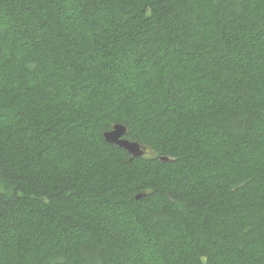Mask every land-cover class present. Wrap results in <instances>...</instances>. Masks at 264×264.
Instances as JSON below:
<instances>
[{"label": "trees", "instance_id": "obj_1", "mask_svg": "<svg viewBox=\"0 0 264 264\" xmlns=\"http://www.w3.org/2000/svg\"><path fill=\"white\" fill-rule=\"evenodd\" d=\"M0 264H264V0H0Z\"/></svg>", "mask_w": 264, "mask_h": 264}, {"label": "water", "instance_id": "obj_2", "mask_svg": "<svg viewBox=\"0 0 264 264\" xmlns=\"http://www.w3.org/2000/svg\"><path fill=\"white\" fill-rule=\"evenodd\" d=\"M127 128L123 124H114L110 130L103 133L104 140L108 143H113L126 150L132 157H140L144 155L146 147L139 142L129 140L124 135ZM160 160H168L167 157H160ZM140 195H137L139 197Z\"/></svg>", "mask_w": 264, "mask_h": 264}]
</instances>
